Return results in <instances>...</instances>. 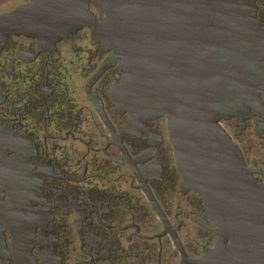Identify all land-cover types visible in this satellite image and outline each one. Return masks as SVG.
Returning a JSON list of instances; mask_svg holds the SVG:
<instances>
[{
	"label": "flooded vegetation",
	"instance_id": "af4514ba",
	"mask_svg": "<svg viewBox=\"0 0 264 264\" xmlns=\"http://www.w3.org/2000/svg\"><path fill=\"white\" fill-rule=\"evenodd\" d=\"M109 1L0 0V264H200L223 238L167 119L118 97ZM27 7L31 31H8ZM221 126L264 184V108Z\"/></svg>",
	"mask_w": 264,
	"mask_h": 264
},
{
	"label": "water",
	"instance_id": "95a60500",
	"mask_svg": "<svg viewBox=\"0 0 264 264\" xmlns=\"http://www.w3.org/2000/svg\"><path fill=\"white\" fill-rule=\"evenodd\" d=\"M31 9L1 22L31 31L19 21L30 22ZM103 10L99 37L124 71L119 99L167 119L185 182L221 224L223 238L200 264H264V184L221 126L264 108L255 0H110Z\"/></svg>",
	"mask_w": 264,
	"mask_h": 264
}]
</instances>
